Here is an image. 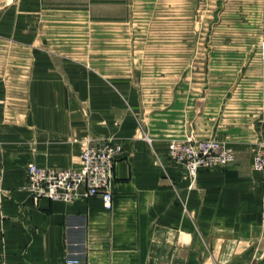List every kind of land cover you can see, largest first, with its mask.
<instances>
[{
	"label": "crops",
	"instance_id": "1",
	"mask_svg": "<svg viewBox=\"0 0 264 264\" xmlns=\"http://www.w3.org/2000/svg\"><path fill=\"white\" fill-rule=\"evenodd\" d=\"M263 41L264 0H0V264H264ZM186 138L237 161L192 184ZM109 140L111 210L27 189Z\"/></svg>",
	"mask_w": 264,
	"mask_h": 264
},
{
	"label": "built area",
	"instance_id": "2",
	"mask_svg": "<svg viewBox=\"0 0 264 264\" xmlns=\"http://www.w3.org/2000/svg\"><path fill=\"white\" fill-rule=\"evenodd\" d=\"M264 83V41L260 46ZM169 160L181 164L194 184L201 171H216L234 164L236 150L232 145L215 139H172L169 144ZM79 168H47L29 164L26 187L34 199L73 201L81 198L100 197L103 206L111 210L114 193L111 186L117 159L123 153L120 142L100 144L83 143ZM253 169L264 175V148L253 156ZM77 259L65 258V264H79Z\"/></svg>",
	"mask_w": 264,
	"mask_h": 264
}]
</instances>
